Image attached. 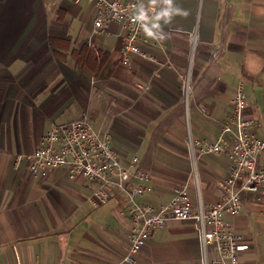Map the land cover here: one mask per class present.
<instances>
[{"label": "crops", "instance_id": "1", "mask_svg": "<svg viewBox=\"0 0 264 264\" xmlns=\"http://www.w3.org/2000/svg\"><path fill=\"white\" fill-rule=\"evenodd\" d=\"M140 1L154 8L147 26L162 38L145 36L151 59L133 56L125 66V29L95 33L90 1L0 0V264H116L129 250L133 224L123 195L93 207L96 183L71 181L65 170L31 176L24 157L55 125L89 113L124 165L138 159L134 170L154 189L138 201L157 209L180 186L195 207L221 201L232 138L221 154L196 161L189 144L218 141L240 85L244 117L264 141V0ZM84 47L109 54L98 76L78 62ZM259 162L264 167V152ZM262 211L255 196H244L243 212L225 216L250 244L240 264H264ZM201 262L191 222L154 232L137 255L138 264Z\"/></svg>", "mask_w": 264, "mask_h": 264}, {"label": "built area", "instance_id": "2", "mask_svg": "<svg viewBox=\"0 0 264 264\" xmlns=\"http://www.w3.org/2000/svg\"><path fill=\"white\" fill-rule=\"evenodd\" d=\"M81 5L86 0H71ZM97 11L94 32L105 33L112 24L126 31L120 61L128 66L130 59H151L143 49L149 37L159 42L162 35L147 26L154 8L140 0H88ZM189 92V83L184 84ZM247 95L238 86L232 100V113L215 144L202 140H191L192 158L219 155L226 146V138L233 141L231 159L233 165L228 178L219 184L222 199L219 203L194 206L187 186L176 187L170 202L159 209L138 200L151 195V178L135 171L138 159L129 166L122 163L112 145L109 131H98L89 113L84 112L77 121L53 126L42 138L41 145L25 155L32 177L45 178L53 170L67 171L68 178L75 181L84 178L96 183L90 197L93 207L108 204L118 192L127 199L128 216L132 221L128 252L116 264H138L137 255L146 247L151 235L167 228L174 222L193 223L202 250V264H240L243 252L250 249L245 236L236 232L225 221L227 214L237 216L244 210V196H255L262 207L264 217V167L260 166V155L264 152V141L252 132L254 123L244 117ZM226 145V146H225Z\"/></svg>", "mask_w": 264, "mask_h": 264}, {"label": "trees", "instance_id": "3", "mask_svg": "<svg viewBox=\"0 0 264 264\" xmlns=\"http://www.w3.org/2000/svg\"><path fill=\"white\" fill-rule=\"evenodd\" d=\"M108 60L109 54L103 52L97 53L88 47L83 48L78 58V62H83L92 72L95 73V76H98Z\"/></svg>", "mask_w": 264, "mask_h": 264}, {"label": "clouds", "instance_id": "4", "mask_svg": "<svg viewBox=\"0 0 264 264\" xmlns=\"http://www.w3.org/2000/svg\"><path fill=\"white\" fill-rule=\"evenodd\" d=\"M165 3L168 4L169 6H171L172 0H165ZM173 11L178 13L180 10L177 8V9H173ZM171 14H172L171 12H167V11L165 12V15H167L169 17L171 16Z\"/></svg>", "mask_w": 264, "mask_h": 264}]
</instances>
